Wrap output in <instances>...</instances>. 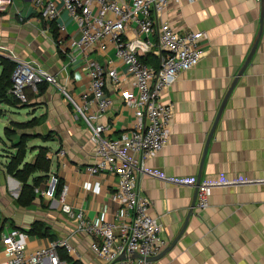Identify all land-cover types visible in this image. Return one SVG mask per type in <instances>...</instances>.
Listing matches in <instances>:
<instances>
[{
  "label": "crops",
  "instance_id": "0c3cea01",
  "mask_svg": "<svg viewBox=\"0 0 264 264\" xmlns=\"http://www.w3.org/2000/svg\"><path fill=\"white\" fill-rule=\"evenodd\" d=\"M32 1L15 0L19 14L13 10L0 14V46L55 74L62 86L47 84L46 91L32 102L41 103L40 114L34 117L46 115L44 127L55 133L46 141L55 142V148L40 145L49 147L51 155L59 148L67 150L68 167L60 169L55 158L53 168L51 157V172H60L75 213L81 211L95 222L123 221L128 212L109 199L116 189V177L86 171L95 160V152L86 123L74 117V102L82 104L81 93L89 85L78 68L80 58L64 70L68 60L57 49L52 28L41 19ZM62 18L68 32L76 33L77 24L67 12ZM163 22L179 33L204 32L205 36L200 41L203 56L199 64L182 72L162 93V100L174 106L169 141L161 152L146 160L145 171L138 172V189L151 200V212L163 225L165 245L155 264H264V0H170L157 19L158 24ZM130 26L127 37L139 47L140 56H148L149 66L158 67L162 51L157 38L153 47L145 48L134 24ZM95 56L101 61L114 59L115 50L110 46L107 53L97 51ZM115 63L119 71H125L116 58ZM63 87L67 98L63 97ZM124 87L129 86L126 83ZM107 92L114 98V106L100 121L109 124L110 134L118 137L132 129L134 108L110 83ZM5 107L2 105L4 112ZM212 128L215 131L207 145ZM199 176L201 182L220 177H242L250 182L214 187L209 206L198 210L195 204L188 218L197 199ZM7 179L13 187L7 195V183L0 186L4 188L0 190V208L2 201L8 206L13 202L9 196L17 201L22 188L17 179ZM45 185L35 189L32 204L40 208L36 211L39 218L34 214L27 223L29 228L36 221L42 222L56 239L70 237L77 251L71 256L74 260L105 264L91 248L92 237L76 231L77 220L62 211L58 201L42 195ZM187 218L178 242L163 253L179 236ZM51 240L55 239L50 235H30L29 246L35 249Z\"/></svg>",
  "mask_w": 264,
  "mask_h": 264
},
{
  "label": "built area",
  "instance_id": "2783aa9c",
  "mask_svg": "<svg viewBox=\"0 0 264 264\" xmlns=\"http://www.w3.org/2000/svg\"><path fill=\"white\" fill-rule=\"evenodd\" d=\"M169 1H32L48 28L56 27V33L52 31L54 44L68 60L64 70L80 58L78 68L89 80L88 88L80 96L82 104L74 102L75 117L86 123L94 143L95 160L86 171L91 175L116 177V189L109 194V199L123 207L129 216L120 222H95L81 211L75 213L68 200V186L62 183L61 187L59 171L50 173L41 193L58 201L62 211L77 220L76 231L92 237L91 248L105 264H155L149 258L157 256L165 245L162 222L152 214L151 200L139 191L137 177L139 171H145L146 160L161 152L169 141L174 106L162 100V93L182 72L199 64L203 56L200 41L205 36L204 32L179 33L167 22L158 24V16ZM10 10L19 14L15 0H0V14ZM63 12L77 24L76 33L68 32ZM132 24L145 48L153 47L157 38L162 51L158 67L144 63L139 47L127 37V29ZM110 46L115 50L116 60L124 66V72L118 70L115 58L101 61L95 56L97 51L107 53ZM11 80L9 92L22 104L28 103V89L37 91L42 83L58 84L55 74L25 60H17ZM109 83L134 108L132 129L118 137L110 134L109 124L100 121L114 106V98L107 92ZM126 83L128 88L124 87ZM63 93L68 96L64 87ZM48 157H55L60 169L69 165L65 148H59L53 155L48 153ZM249 182L242 177L201 182L196 208L202 210L209 206L216 186ZM29 238L28 230L8 222L0 208V264H69L61 257L60 250L64 249L70 256L77 255L69 236L35 249L30 248ZM124 252L126 257L119 259ZM134 253L138 257H133Z\"/></svg>",
  "mask_w": 264,
  "mask_h": 264
},
{
  "label": "rangeland",
  "instance_id": "374dc122",
  "mask_svg": "<svg viewBox=\"0 0 264 264\" xmlns=\"http://www.w3.org/2000/svg\"><path fill=\"white\" fill-rule=\"evenodd\" d=\"M17 18L19 20L18 16ZM0 53L3 54V55L0 54L1 55L0 57L8 58L10 61L14 63V68L17 64V60H24L20 58L19 55L15 53L12 49H9L5 46H0ZM47 84L49 85L50 83L42 84L43 85L42 87L46 86ZM58 86L60 88L62 87L60 84ZM42 87H40L38 91L28 92V105L25 107H22L21 105H17L16 107H9V106L5 107V105H3L8 111L7 110L5 112L3 111L2 117H0V186L5 187L7 183L6 186L7 195H10L9 193H11L13 187L11 181L9 182L8 181L9 179L7 178L8 176L9 177L11 176L13 178L15 177L9 174L8 172H6L5 164L8 161V156L12 154L11 152L15 151L14 148L17 142L24 144L26 147V157L24 160L25 162L34 161L39 150L38 148L39 146H41L40 144L47 143L49 146L53 148L56 147L55 142L53 141L46 142L47 140L53 139V137L55 136V133L53 131H47V128L44 127L46 123V115L40 116L38 118L34 117L35 115L40 114L39 107L41 106V103H32V102L37 100L43 94V93L41 94ZM65 95L66 94L63 93V97L67 98L68 96L66 95L67 96L66 97ZM16 120H20V121H16ZM14 122H18V123H14ZM26 122H30V124L26 125L25 124ZM5 126L11 129L10 137L5 135L4 132ZM55 167H56V159L54 157L53 168ZM37 175L38 174H36L35 176ZM29 182H33V177L29 179ZM0 190H4V188L2 187L0 188ZM9 199L10 200L13 199V202L10 203L7 202L9 203V206L3 201L1 202L2 217L6 218L7 221L11 222L12 225L20 226L25 231L29 230V224L27 223L29 222L31 217L34 216V214L36 215L37 218H39V216H37L38 214L36 211L39 210L40 208L34 204H31L28 207H22L17 203L14 196H9Z\"/></svg>",
  "mask_w": 264,
  "mask_h": 264
},
{
  "label": "trees",
  "instance_id": "16d2710c",
  "mask_svg": "<svg viewBox=\"0 0 264 264\" xmlns=\"http://www.w3.org/2000/svg\"><path fill=\"white\" fill-rule=\"evenodd\" d=\"M54 33H56V27L53 26ZM141 60L147 64L146 55L140 56ZM0 66L2 71L0 73V117L2 116L3 109L2 105H7L9 107H16L21 105L25 107L28 105L22 104L17 98L10 94V88L12 87L11 76L14 71V63L8 58L0 57ZM46 84V83H42ZM38 86V90L43 85ZM37 90V91H38ZM46 90V86L41 88V94ZM34 92L31 89L27 90ZM18 123V122H14ZM23 124V123H22ZM29 125L30 122H26ZM18 125V124H17ZM5 135L10 137L11 129L5 127ZM15 151H12L8 156V161L5 164L6 172L13 175L18 181L22 183V188L20 194L17 198V202L21 206H30L36 199L37 193L35 189L41 184H46L50 179L52 160L48 157L49 148L46 146H39L38 153L32 162H25L26 157V147L24 144L17 142L15 144ZM38 174L37 176H35ZM33 177V182H29V179ZM62 187V180H61ZM60 187V189H61ZM30 235H50L52 238L56 239L54 235L49 234V229L44 226L42 222L36 221L28 230ZM61 257L68 261L69 264H80L77 260H74L64 249L60 250Z\"/></svg>",
  "mask_w": 264,
  "mask_h": 264
},
{
  "label": "water",
  "instance_id": "95a60500",
  "mask_svg": "<svg viewBox=\"0 0 264 264\" xmlns=\"http://www.w3.org/2000/svg\"><path fill=\"white\" fill-rule=\"evenodd\" d=\"M236 81H237V80H235V81L233 82V84H232V86H231L229 92L227 93V95H226V97H225V99H224V101H223V103H222V105H221V108H220V110H219V113H218V115H217V119H216V121L219 119V117H220V115H221V113H222V111H223V109H224V107H225V105H226V103H227V100H228V98H229V95H230V93H231L233 87H234L235 84H236ZM214 131H215V128H212V130H211V132H210V135H209V138H208L207 145H208L209 141L211 140V138H212V136H213V134H214ZM206 151H207V146H206V150H205V152H206ZM203 161H204V160H203ZM200 184H201V180H200V176H199V178H198V180H197V184H196L197 188L199 187ZM197 190H198V189H197ZM195 204H196V198H195V200H194V202H193V206H192V209H191L190 212H189L188 218L191 217V216L193 215ZM188 218H187L186 223H185V225H184V227H183V230L181 231V233L179 234V236H178V237H177V238L171 243V245H170V246H169V247H168L163 253H165V252H167L169 249L173 248L174 245L178 242V240L180 239L181 235L183 234V232L185 231V229H186V227H187V224H188ZM163 253H162V254H163ZM125 257H126V255H125V252H124V253H122V255L119 257V259H124ZM133 257H138V254H137V253H134V254H133ZM159 257H160V256H155V257L149 258V260H151V261H155V260L158 259Z\"/></svg>",
  "mask_w": 264,
  "mask_h": 264
}]
</instances>
